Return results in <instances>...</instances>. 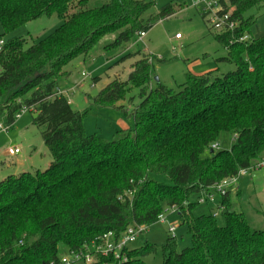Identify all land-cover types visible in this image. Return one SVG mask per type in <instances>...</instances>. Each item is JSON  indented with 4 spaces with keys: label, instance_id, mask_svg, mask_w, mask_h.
I'll return each instance as SVG.
<instances>
[{
    "label": "trees",
    "instance_id": "1",
    "mask_svg": "<svg viewBox=\"0 0 264 264\" xmlns=\"http://www.w3.org/2000/svg\"><path fill=\"white\" fill-rule=\"evenodd\" d=\"M220 2L237 23L217 35L228 52L221 59L235 69L187 72L177 89L152 87V63L142 57L127 80L115 78L92 99L96 106H116L132 87L140 90L141 102L130 114L135 126L117 128L107 140L86 134L87 111L75 110L58 93L59 80L68 76L65 66L77 56H92L110 35L116 37L106 50L139 41V32L147 33L155 18L169 17L175 8L169 4L145 20L153 0H0L5 32L42 16L61 19L30 46L15 37L0 49V120L6 114V123H15L16 113L29 107L33 123L44 127L52 157L45 170L0 181V264H50L106 233L119 239L131 225L150 226L174 206L192 244L178 251L176 236H169L163 264H264V229L233 209L230 191L216 201L223 225L213 212L195 216L199 202L189 201L264 158V35L252 36L256 18L246 17L264 0ZM245 34L249 39L238 41ZM224 132L237 139L216 152L211 145ZM155 250L156 244L146 242L127 249L125 261L101 256L93 264H145L143 258Z\"/></svg>",
    "mask_w": 264,
    "mask_h": 264
},
{
    "label": "rangeland",
    "instance_id": "2",
    "mask_svg": "<svg viewBox=\"0 0 264 264\" xmlns=\"http://www.w3.org/2000/svg\"><path fill=\"white\" fill-rule=\"evenodd\" d=\"M154 3L144 13L143 18L148 20L157 16L164 6L171 4L176 13L153 21V26L147 31L142 40L123 43L117 47L105 49L104 46L115 40L116 34L104 38L92 56H77L65 66L68 76L58 82V90L64 91L75 110L86 112L84 129L86 134H95L111 140L117 128L134 127L135 122L130 116L132 110L141 102L138 87H132L126 97L116 106H96L92 99L102 88L115 78L127 80L133 64L142 57L152 63V87L158 83L177 89L186 80V73L202 74L210 70L216 73H226L235 69V66L221 59L227 56V50L217 40V35L223 33L212 25L215 9L204 10L203 5L194 3L200 0H153ZM99 3L92 2L91 5ZM255 16L256 21L251 26L254 37L264 35V6L251 8L246 17ZM61 23L57 14L42 16L31 20L13 31L5 32L0 24V39L4 42L11 38L26 39V47L48 36ZM179 34L180 37L176 38ZM85 73V75L83 74ZM158 78V81L157 79ZM97 79V81H96ZM124 106V110L120 107ZM128 113V114H127ZM34 112L25 111L14 125L8 130H0V181L10 174H20L23 171L45 170L52 157L44 143L41 131L33 123ZM2 123L6 124V114L1 116ZM219 147L214 150H227L235 143L233 132L221 134ZM20 146L25 157V166L22 167L21 155H7L5 149L11 146ZM210 154L207 151L204 155ZM264 161V158L261 160ZM234 189L230 188V201L236 212H243L250 225L255 229H264V167L253 169L245 177L239 179ZM198 194H193L189 201H197ZM188 206L186 216L190 215ZM216 214L220 225L225 223L223 214L217 203H199L194 209L195 216ZM164 222H156L148 227L130 248H139L150 242L156 244V250L146 255L145 264H163V246L169 236L177 238V250L181 251L192 244L191 234L187 224L183 223L180 214L172 208H167ZM175 226V233L169 231ZM96 257V261H97ZM95 261V262H96ZM94 262V263H95ZM74 264H86L77 261ZM93 264V263H92ZM114 264V263H110Z\"/></svg>",
    "mask_w": 264,
    "mask_h": 264
},
{
    "label": "built area",
    "instance_id": "3",
    "mask_svg": "<svg viewBox=\"0 0 264 264\" xmlns=\"http://www.w3.org/2000/svg\"><path fill=\"white\" fill-rule=\"evenodd\" d=\"M221 0H200L195 2L194 4L197 6L203 5L204 10L212 11L215 9V13L212 18V25L214 28L220 30L221 32L234 30L237 26L235 20L231 18L232 12L223 10V6L220 2ZM146 36L145 31H141L138 33V39L142 40L143 37ZM180 35L177 34L176 38H179ZM249 39V35L245 34L241 36L238 41H245ZM4 41L0 39V49L4 45ZM85 75V73H83ZM58 93L65 94L64 91L58 90ZM30 110L29 107L24 106L21 108L15 115V119L21 117V115ZM14 123L4 124L0 120V130H8L10 129ZM234 139H237V134H234ZM219 144L214 142L211 145V149L218 148ZM9 155H17L21 152V148L19 146H11L7 149ZM264 167V161H260L248 168H241L236 175L226 177L222 179L220 182L216 183L211 192H202L198 198V202L201 204L212 202L216 203L218 196H224L229 191L230 188L234 189L235 185L239 181L240 178L245 177L251 172L253 169ZM169 208V207H167ZM167 208L165 211L159 216L158 221L164 222L166 220L165 213L167 212ZM173 210H176V206L171 207ZM216 215V214H215ZM148 225H131L124 232L123 235L119 239H115L112 232L106 233L96 240L92 242V244L87 247V249L82 252H69L66 254H62L58 261H52L50 264H74L77 261H83L86 264H91L96 261V257H113L119 261L127 260L126 250L129 249L130 245L135 242L138 237L148 230ZM175 226H171L169 231L175 233ZM175 236V235H173Z\"/></svg>",
    "mask_w": 264,
    "mask_h": 264
},
{
    "label": "crops",
    "instance_id": "4",
    "mask_svg": "<svg viewBox=\"0 0 264 264\" xmlns=\"http://www.w3.org/2000/svg\"><path fill=\"white\" fill-rule=\"evenodd\" d=\"M18 146H19V145H18ZM19 147H20V146H19ZM7 149H8V148L5 149V153H6L7 155H9L8 152H7ZM22 152H23V150L21 149V152L17 154V155L20 154V155H21V159H23V161H22V162H19L18 164H20V166L24 167V166H25V164H24V163H25V160H24L25 157L22 155ZM11 156H12V155H11ZM13 156H14V155H13ZM23 157H24V158H23ZM50 163H51V161L48 162V165H49ZM10 175H11V174H10ZM3 179H4V178H3Z\"/></svg>",
    "mask_w": 264,
    "mask_h": 264
},
{
    "label": "water",
    "instance_id": "5",
    "mask_svg": "<svg viewBox=\"0 0 264 264\" xmlns=\"http://www.w3.org/2000/svg\"><path fill=\"white\" fill-rule=\"evenodd\" d=\"M157 79V81H158V78H156ZM211 151H213V150H211Z\"/></svg>",
    "mask_w": 264,
    "mask_h": 264
}]
</instances>
